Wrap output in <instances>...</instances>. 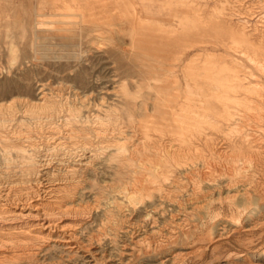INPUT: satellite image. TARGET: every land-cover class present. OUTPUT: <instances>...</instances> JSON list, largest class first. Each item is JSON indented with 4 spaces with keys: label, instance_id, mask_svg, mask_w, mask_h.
<instances>
[{
    "label": "bare ground",
    "instance_id": "1",
    "mask_svg": "<svg viewBox=\"0 0 264 264\" xmlns=\"http://www.w3.org/2000/svg\"><path fill=\"white\" fill-rule=\"evenodd\" d=\"M37 1L38 4L35 5V7L30 11L27 9L28 16L19 22V32L17 31V34L22 38L27 36L25 41H21V62L31 61L33 59L36 60L39 48L51 49L50 46L52 43H50L49 39H54L56 41L54 45L59 47L71 49L82 46L91 47L95 41L94 32L96 33L102 30V27L93 23L95 21L92 18L94 10L97 12L100 7L105 13L108 9L106 7V0L101 1L100 4L87 2L86 0H51L49 9L45 8L40 0ZM224 2L221 3L222 5L224 4L223 6L225 8L228 2ZM114 4L117 6L116 11L118 14L129 15L133 22L140 21L136 5L129 0H115ZM23 6L24 5L20 4L18 9L23 10ZM64 10H68V13H63L62 11ZM173 12H175V10ZM99 13L101 15L102 12L100 11ZM47 16L58 18V22L60 23L58 27L54 25L56 28L53 26L54 30L52 33H46L39 28L43 21L41 18H47ZM99 16H94V18L96 17L99 20V18H101ZM66 17H68V20H64ZM263 18H261L262 21H256L253 24H248V19L241 20L239 23L235 22L234 24L228 23L225 20L224 24L220 22L221 24H208L209 26L202 25L199 27L190 23L191 20L188 10L184 8L180 10V15H178V23L174 25L167 24L165 21L157 23L141 22L139 27H144L147 32L134 33L128 41H124V39L121 38L119 44L122 46L119 48V52L116 53L117 57L124 56L128 53L136 55L137 59L145 66V69H137L136 73H127L125 77L134 79L136 89L131 90L125 87L123 83L118 84L120 89H123L122 92L126 94V98L123 99V102L120 101L123 104L127 120L125 123L123 122V124H121L122 120L120 121L118 118V112H111L113 107L111 108L108 103L106 108H102V102L105 104L102 95L100 96L99 94L97 96H99V98L101 97L103 100L97 98L100 102L91 104L98 108L92 111L93 109L89 104L86 105L82 103L85 101V96H90V93L88 94V92L81 90L79 92H82V94L79 95L81 97L78 100L79 104L74 103L75 97H79L77 96L79 93L76 96L73 94V99L68 97L72 99L70 103L67 98H65L67 96H62V94H60V96H62L60 97L58 94L49 95L44 92L46 82L40 84L39 91L30 99L10 94V97L7 99V104L1 105L0 102V132H4V135H2L1 148L4 156L10 152H14L16 156H19V159L13 160L14 167L8 166L9 171H11V173H6L8 177H6L5 180L0 178V264H15L24 254L29 258L34 257L35 253H39L37 249L40 248L42 244L41 241L51 236L50 233L53 228H58V230H56L54 235L55 240L52 244H55L60 252L65 253L66 256L78 254V256L84 259L82 264H104L102 261L105 259L106 254H100L93 247H86V244L83 243L78 236L79 230L76 232V229L65 227V224H62V219L65 217V214L67 215L68 212L75 211L71 207H66L67 205L65 206V203L68 201L69 195L79 190L77 187L79 184L77 180L79 179L77 178L81 176L79 172L82 171V166L90 165L100 154L104 156L102 160L108 162L114 160L116 162L115 173H117L119 178L129 179L131 182L130 186L132 187L130 188L132 190L131 193L129 192L127 194L130 197L133 195H143V193L148 194V190L151 188L159 189L160 186L156 184L157 182H153L154 179L157 178V175L165 179L175 178L177 174H187V172H190L189 170L191 169L187 168V165L189 162L188 159L193 156L192 154L196 155L198 158V155L202 157L204 164L203 169L205 166L208 172L209 169L216 168V164L219 163L217 160L220 158H224L226 163L229 157H234V164L232 163L234 166L232 164V167L229 165L234 173L231 169L230 172L235 176H240L244 175L245 170H249L248 168L250 167L253 172L252 177L255 178L256 187L263 190L264 81H260V79L256 78L258 74L246 69L247 66L236 59L231 62L234 64H231V67L224 66L225 68L228 67L232 72L230 74L225 73V76L222 77L224 79L222 82L216 81V79L214 82H210L209 79L208 82L204 80L200 82L204 78L203 76L200 81H196L194 78L195 74L193 73V69L197 67L196 64V67L194 66V60H198V57L202 54L201 50H203L197 49V47L207 43H215L228 46L230 49L237 51L240 55L245 56L246 59L248 58L259 70L260 75L264 77ZM105 19L106 18H104V20ZM107 19L106 21H108ZM100 21L101 20H99L98 23ZM250 31H252V33ZM250 35H252L251 38L254 37L253 40L250 38ZM6 37H10V35L8 34ZM4 43L6 45L8 57L11 60H15L18 50L17 45L10 39H5ZM204 50L207 51V49ZM108 51H106V53H109ZM83 53H85V51ZM214 56L216 59L218 58V56ZM206 57L208 58L209 55H206ZM212 58H210V60ZM203 67L204 66H202V68ZM207 67L206 70L203 68L202 73H205L204 70L207 71L210 69V66L208 69ZM139 71H145L148 75L144 78L138 77L137 74ZM196 71L198 72L197 69ZM178 72L181 73V77L178 75ZM211 76L216 77V75L212 74ZM248 76L253 78L252 86H248L244 81L247 80L246 78ZM197 77L196 79L199 80L200 77ZM229 77L235 82L232 83L227 80ZM139 79H141V81H139ZM149 79H151L152 82H150ZM249 82L251 81H248V83ZM6 84L7 83L2 85V91L5 90ZM142 84L150 88L153 93L143 95V93L140 92L143 86ZM58 86L60 87L61 85ZM61 87L64 88L65 85ZM61 87L58 89H61ZM249 87L251 88L249 89ZM48 89L50 91V87H48ZM247 89L254 93V97L246 96V92H248ZM106 90L105 92L108 91ZM237 90L244 91L239 99L236 97L244 108H236L237 110L234 109L235 111L233 110L232 113H229L228 105L225 103V100L227 101L228 99V101H231L229 100L231 98V93ZM73 91H75V89ZM192 92H195L193 94L196 95L198 93L200 96L194 99L191 96ZM212 95L218 96L216 100L218 103L221 99V107L222 109L224 107L226 110V112H222L221 114L224 119L222 124L228 128L223 131V136L220 139L223 142V144L221 142L222 147L219 146L221 149L214 147L215 136H213L212 132L208 131L207 133L203 129L192 128L191 126V117H194L193 115L204 118V121L211 126L212 124L217 125L219 121H217V118L215 119V116L218 115L219 111L213 102L214 99ZM149 99L151 100L150 102H148ZM247 108L248 111L249 109H251V111H246ZM136 111L138 112L135 113ZM60 113H64L61 116L60 122L54 124V119L59 117ZM64 116H67V118ZM137 117L140 118L137 119ZM212 117L214 119H212ZM142 118L145 119L143 123ZM232 118L235 119L232 120ZM22 122H34L39 125L43 124V122L49 125L51 124V127H49L51 131L47 135L45 134L46 130L40 131L39 127L38 130L31 131L29 126H27L25 132L21 130L17 131V126L22 124ZM75 123H80L81 125L75 128L73 127ZM127 127L129 130L126 129ZM143 127H151L156 132H147L145 129L142 130ZM36 128L38 127H35V129ZM201 145L205 146L203 149L207 148V154L201 151ZM243 147L244 150L242 151L241 148ZM245 147L251 150V154L246 153ZM234 148H237V152ZM45 152L48 153V156L50 154L56 157V161L51 162V159L42 157L47 154H44ZM240 154L241 156H239ZM171 162L178 165V167L175 169L169 168ZM59 165H62V167H59ZM226 167L227 169L229 168L228 166ZM31 170L33 172H31ZM38 175L39 177H37ZM67 178L71 179L66 181ZM232 178L228 179L226 182V185L228 184L227 186H229L231 181L236 180ZM223 186L225 187V185ZM82 187L81 185V188ZM64 189L66 190V196H68H64L65 199H63V194L62 196H58L59 194L57 195V192ZM257 190L255 191L258 192ZM260 193L256 194L259 199L262 198L263 194ZM230 196L231 195H229V197ZM244 196L246 197V195ZM193 198L197 199V197L194 196ZM72 199L74 200V198ZM68 202L71 203L72 200ZM177 202L175 201L176 204ZM9 203H12V205L10 206ZM189 211L190 209L188 212ZM188 212L185 211L183 215L186 217ZM174 215L175 213L169 214L171 221H174ZM237 218L238 217H236V219ZM257 218H253L254 221ZM2 221H7L6 223L8 224H1ZM67 223L70 222L67 220ZM204 224L205 223H202L201 225ZM72 225H79V220L72 223ZM254 225L251 226L253 227ZM259 225L255 226L258 227ZM240 227L231 221L228 229H226V231L224 229V232H228V230L238 231ZM168 228V233L165 236V240H163L168 242V245H170V243L174 244L179 239H183L184 241H188L189 239L192 240L196 235L195 237H197V240L193 239L191 246H187L188 248L186 247V250L180 251L182 252L181 254L185 256L193 254L201 255L207 248L209 242L218 241L226 237V235L223 236V226L219 228L220 230L218 232L216 231V233H214L209 231L210 235L207 233L203 237L198 236L203 232V227L200 228L195 224L174 223V226ZM245 230H247V228ZM131 232L136 233L137 231L135 228H132ZM159 232H161V230ZM141 243L150 249H156L162 245L159 243L154 246L149 241L145 242V237L141 233V237L132 241V245L129 248H127V244H121L119 257L122 256L121 254L132 256L134 253H139L141 250ZM52 244L50 246H52ZM177 255L178 252H173L172 256L170 255L172 261L176 263L179 257H177ZM181 258L182 257H180V259ZM125 263L128 264L127 262H123L122 264ZM214 264H264V250L260 253L244 254L237 259H231L227 256L224 262H215Z\"/></svg>",
    "mask_w": 264,
    "mask_h": 264
},
{
    "label": "rangeland",
    "instance_id": "2",
    "mask_svg": "<svg viewBox=\"0 0 264 264\" xmlns=\"http://www.w3.org/2000/svg\"><path fill=\"white\" fill-rule=\"evenodd\" d=\"M40 1L41 4L43 3L45 8L49 9V3L51 0H40ZM86 1L100 4L101 1L103 0H86ZM106 1H107L106 7L108 8L106 12L104 13V11L99 7V10L97 11L98 13L94 10V13L92 15L93 20H95L93 23H96L97 25L102 27V30L97 31L96 33L94 32L95 41L91 47L82 46V47H77L75 49H71L67 47H59L54 45L56 43L54 39H49L50 43H52V45L50 46L51 49L39 48L37 54V58L39 59L36 58V60L33 59L31 61L28 60L26 62L25 61L21 62L20 59L21 47H22L21 41H25L27 39V36H24L22 38L19 37V35L17 34V31L19 32V22H21L22 19H25L28 16L27 9H29L30 11L33 7H35V5L38 4V1L37 0H0V46H1L0 47L1 50L0 102L1 105L7 104V99L10 97V94H12L13 96L16 95L20 97L22 96L27 99L34 97V95L39 91L40 84H42V82L43 83L46 82L44 92H46L49 95L58 94L60 96V94H62V96H67L65 98H67V100L70 103L72 102L73 94L74 96H76L81 90L88 92V94L90 93V96L86 95L88 98L85 96L84 98L85 101H83L82 103L86 105L89 104L93 109L92 111H95L98 108L92 106L91 104H93L94 102L95 103L100 102L99 100H101L102 98L101 97L99 98V96L97 95L99 94L100 96L102 95L104 99L102 100L105 103L103 104L102 102L103 105L102 108H106L108 103V105L111 108L112 107L114 108V110L112 108L111 112H115V111L118 112L117 114L118 118L120 121L122 120L121 124H123V122L125 123V121H127L122 104L123 99L126 98V94L122 92L123 89H120V86L118 84L123 83L125 87L131 90L136 89L135 88L136 83L134 82V79H129L125 77L127 73L132 74V73H136L137 69L138 70L145 69V66L142 64V62L139 61V59H137L136 55L128 53L124 56L117 57L116 53L119 52L120 50L119 48L122 46L119 44V40H121V38H123L124 41H128L131 38V35L134 33L147 32V30H145L144 27H139L141 22L157 23V22L165 21L167 24L174 25L178 23V15H180V10L184 8L188 10L189 17L191 20L190 23H193L199 27L208 24L216 25L217 23L220 22L224 24L225 20L228 23L234 24L235 22L239 23L241 20L248 19V24H253L254 22L257 21L258 17L260 18V20L258 18L257 22L262 21L261 18L264 17V0H129L130 2L136 5L138 9L137 13L140 18V21L133 22L131 21V17L129 15L117 13L116 11L117 6L114 4L115 0H106ZM226 1L228 2V5H226L227 8L226 7L224 8L223 6L224 4L222 5L221 2L227 3ZM20 4L24 5L23 10L18 9ZM174 10L175 12H173ZM100 11L102 12L101 15L99 13ZM62 12L68 13V10H64ZM94 16L101 17L99 18V20L101 21L98 23L99 20L96 17L94 18ZM48 17L49 16H47V18ZM47 18L46 17L41 18V20L43 21L40 24L39 28L40 30L46 33H52L54 27L55 26L58 27L60 23L58 22V18L54 16H51L48 19ZM104 18L106 19L108 18L107 19L108 21H106V19L104 20ZM64 20H68V17L64 18ZM263 22H264V18H263ZM252 31L250 32L252 33ZM8 34L10 35V37H6V35ZM252 35H250V38L252 37ZM5 39H10L17 45L18 50H17V57L15 60H11L7 55L6 45L4 43ZM251 39L253 40L254 37ZM197 49H203V50H201L202 54L198 57V60L197 59L194 60L195 61L194 66L196 64V66L201 69L200 70L195 66L196 68L194 67L195 69H193L195 72L192 70L193 73L195 74L194 78L196 81H200L201 78L203 77L204 78L200 82H203V80L205 82L206 81L208 82V79L210 82L211 81L214 82L215 79L216 81H221V82L224 81V79L222 78L223 76H225L224 74L225 73L230 74L232 72V70L228 69V67L225 68L224 66L231 67L232 64L231 62L235 61L234 59L243 62L247 66L246 69L255 72L256 74H258V77L256 78L260 79V81H264L263 75H260L259 70L256 68V66L253 65V63L248 58L246 59L245 56L240 55L237 51H235L234 49H230L228 46H222L220 44H215V43H207L205 45L198 46ZM204 49H207V51ZM84 51L85 53H83ZM106 51H108L109 53H106ZM204 53L207 56L209 55L208 57L209 59L206 57ZM213 54L216 55V57L218 56V58L216 59ZM211 56L214 57L212 58ZM210 58L212 59L210 60ZM202 66H204L203 68L205 70L207 66L208 67L210 66L209 67L210 69H208L207 67L209 72L208 70L207 71L204 70V72L207 75L205 73H202L203 72ZM196 69L198 70V72L196 71ZM211 74L216 75V77L211 76ZM147 75L148 73H146L145 71H141V72L139 71V73L137 74V76L141 78H144ZM178 75L181 77L180 72H178ZM196 77L197 78L200 77L199 80L196 79ZM246 79L247 80L244 81L247 83V85L252 86L253 78L248 76ZM149 80L150 82H152L151 79ZM227 80L231 81L232 83L235 82L231 77L227 78ZM139 81H141V79H139ZM248 81L251 82L248 83ZM5 83H7L6 84L7 86L5 90L2 91V85H5ZM58 85H61L63 87L65 85V87L62 88L60 86L61 89H58L60 88ZM48 87H50V91ZM250 88L251 87H249V89ZM72 89L73 90L75 89V91L76 90L77 91L75 92ZM106 89L110 91L108 92ZM105 90L107 92H105ZM247 91L248 92L245 91L246 96L254 97V93L252 91H249L248 89ZM140 92L143 93V95H148L150 93H153L152 90H150V88L146 87L145 85L142 86ZM243 92L244 91L242 90H237L236 92L231 93V98H233L234 100L231 98L229 99L231 101H228V99L227 101L225 100V103L228 105L229 113H232L233 110L236 108L237 109L244 108L242 103L238 101L239 97L243 94ZM193 93L195 92H192L191 96L194 99L200 96L198 95V93L197 95ZM80 94H82V92L79 93L77 96H79ZM68 97L69 98L71 97L72 99H69ZM212 97L214 99L213 102L219 111L218 115L215 116V119L217 118V121H219L217 125L212 124L211 126L210 124L204 121L205 120L204 118L193 115L195 118L191 117V123H192L191 126L192 128L203 129L207 133L208 131L212 132L213 136H215L214 147L221 149L219 148V146L222 147L223 142L220 139L223 136V131L225 129H228L227 126L222 124L224 119L222 118L221 114L222 112H226V110L224 109V107L223 109L221 107L222 101L220 97H219L220 99L219 103L218 101H216L218 97L217 95L216 96L212 95ZM80 98H81L80 96L75 97L74 103L79 104L78 100ZM87 100L90 102H88ZM150 101L151 100L149 99L148 102ZM235 104L237 107L235 106ZM246 111H248V108L246 109ZM249 111H251V109H249ZM137 112L138 111H136L135 113ZM64 113H60V115L58 114L59 117L54 119L55 120L54 124L60 122L62 118L61 116ZM64 117L67 118V116ZM138 118L140 117H137V119ZM212 119L214 118L212 117ZM234 119L235 118H232V120ZM142 120L143 123L145 119L142 118ZM33 123L34 122L32 123L22 122V124L17 126V131L21 130L25 132L27 126H29L31 131L38 130L40 127L39 130L40 131L46 130L45 134L47 135L51 131V129L49 128L51 127V124L49 125L43 122V124L39 125L38 123L37 124L35 123L33 124ZM79 125L81 124L75 123L73 124V127L76 128ZM35 127L38 128L35 129ZM126 129L129 130L128 127ZM144 129L147 132H152V133L156 132L151 127L148 128L143 127L142 130ZM2 135H4L3 131L0 132V166H1L0 169H2L0 170V178L2 180H5V178L8 177L6 173L7 172L11 173V171H9L8 166H13L14 163L13 160L19 159V156H16L14 152H10L9 154H5L4 156L3 150L1 148L2 138H3ZM201 147H202L201 151L207 154L208 152L207 148L203 149L205 148V146L203 145H201ZM234 149L237 152V148ZM241 150L243 151L244 147L241 148ZM245 151L247 154H251V150L247 149V147H245ZM46 153L47 152H45L44 154ZM192 155L193 156H191V158L188 159L190 163L188 162L187 165V168L191 169L192 171L189 170L190 172H187V174L186 173L177 174V177L175 178L162 179V177H159L157 175L156 176L157 178H155L153 182H157L156 184L160 186L159 189L151 188L148 190L149 191L148 194L143 193L144 196L140 194L139 196L133 195L134 197L133 196L130 197L127 194L129 192L131 193L132 190L131 189L132 187L130 186L131 182L129 181V179L119 178L117 173H115L116 162L114 160L113 161L110 160L109 162L102 160L104 156L103 154H100L99 157L94 159L90 165L82 166L81 168L82 171L80 172L78 171L81 176H78L77 178L79 179L77 180V182L79 181L78 182L79 184L77 186L79 190H77V192H73V193L70 192L72 193L71 195H69L70 197L66 196L65 189L57 192V195L59 194L58 196H62L63 194V199H65V197H68L67 199L68 201L72 200L71 203L66 201L65 206L67 205L66 207H71L75 210L74 212H68L67 215L65 214V217L62 219L63 220L62 224H65L64 225L65 227H70L73 228L74 230L76 229V232L79 230L78 236L80 237V240H82L83 243L86 244V247L89 248L93 247L100 254L102 253L104 255L106 254L105 259L102 261L104 264L105 263L107 264L108 262H110L108 264H122L123 262H127L128 264H160V263L173 264L175 262L172 261L171 259L173 252H178L177 257L179 256L177 258L178 259L177 263L175 262L174 264H178V263L214 264L215 262L216 263L224 262L227 256L228 258L231 259L233 258L237 259L242 257V255L244 254L260 253L261 251H263L264 250V226H263L264 225L263 222L264 221V208H263L264 189L261 190L256 187L255 178L252 177L253 172L251 171L250 167L248 168L249 170H245L244 175L235 176L231 168L232 165L234 164L233 161L235 160V158L229 157L226 163L224 161V158H220L221 160L215 159L217 160V162L219 161V163H217L215 166L216 168L209 169L208 172L205 166L203 169L204 164L202 157L198 155L199 156L198 158L196 155L194 154ZM239 156H241V154ZM42 157L46 159H51V162L56 161V157H53L50 154L48 156V153ZM226 166H228L229 168L227 169ZM59 167H62V165H59ZM177 167L178 165H175L173 162L170 163L169 168L175 169ZM193 167L194 168L196 167L197 170L196 168L194 169ZM230 169L233 173L230 172ZM31 172L33 171L31 170ZM231 174L233 175V178ZM37 177H39V175ZM230 178L236 180L230 182L231 186L230 184L229 186H227L228 184L226 185V182ZM70 179L71 178H67L66 181ZM251 180L253 183L251 182ZM81 185L83 186L82 188ZM223 185H225V187ZM255 190H257L258 192H256ZM260 192H262L263 194ZM259 193L262 194V198L260 199L256 195ZM227 195L228 197L229 195H231L232 197L230 196L228 198ZM244 195H246V197ZM193 196L197 197L198 200L196 198H193ZM189 197L190 198L192 197L191 198L192 200ZM72 198H74V200ZM175 201L176 202L178 201L177 204L175 203ZM9 204L10 206L12 205V203ZM188 208L190 209L189 212H188L189 210ZM185 211L188 212L186 216L188 218H186L183 215ZM170 213H175L174 215L175 218H173L174 221H171V219L169 218ZM236 217L238 218L236 219ZM210 218L213 220H211ZM253 218L254 219L257 218V219L254 221ZM67 220L70 223H67ZM78 220H79V225H72V223H75ZM231 221L236 223L237 226L239 227L241 226L240 227L241 230L240 229L238 231L234 230L235 232L233 230L232 231L228 230V232H224V229L225 231L226 229H228V226ZM251 221H253L254 223ZM6 222L7 221H2L1 224L3 223L8 224ZM174 223H181V224L189 223V224H195L200 228L203 227L202 228L203 232H201L200 235H198L199 237H203L207 233H209L210 235V232L216 233V231L218 232L220 230L219 228L223 226V232H224L223 236L226 235V237L218 241L209 242L207 248L205 249V251H203L201 255L193 254V255L185 256L182 255L181 254L182 252L180 251H184L186 250L187 246L188 247L191 246L193 243V239L197 240V237H195L196 236L195 235L192 238V240L189 239L188 241L179 239L174 244L170 243V245H168L169 243L163 240H165V236L168 233L169 230L168 227L174 226ZM202 223L205 224L201 225ZM254 224L256 226L257 225L259 226L256 227ZM251 225H254L255 228L254 226L252 227ZM80 226L82 227V229ZM132 228L136 229L137 232L136 233L134 232L135 234L131 232ZM246 228L247 230H245ZM56 230H58V228L57 229L53 228L50 233L51 236L49 238L46 237L45 238L46 240L44 239L41 241L42 244L40 245V248L37 249L39 253L37 254L35 253L34 257L32 258H29L27 255L24 254L22 258H20L18 261L15 262V264H71V263L82 264L84 259L81 256H78V254L66 256L65 253L60 252L59 248L56 247L55 244L54 245L52 244L55 240L54 235L56 233ZM160 230L161 232H159ZM141 233L145 237V242L149 241L154 246L161 243L162 244L161 247L156 249H150L145 247V245L141 243L140 244L141 250L139 253H134L132 256L121 254L122 256L119 257V254L121 252V244L122 243L127 244V248H129L132 245V241L141 237ZM51 244L52 246H50ZM180 257L182 258L180 259Z\"/></svg>",
    "mask_w": 264,
    "mask_h": 264
}]
</instances>
